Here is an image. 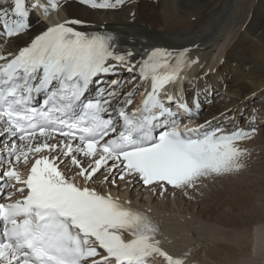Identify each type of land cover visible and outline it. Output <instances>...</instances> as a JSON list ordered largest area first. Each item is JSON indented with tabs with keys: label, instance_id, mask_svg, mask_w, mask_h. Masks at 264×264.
I'll list each match as a JSON object with an SVG mask.
<instances>
[{
	"label": "snow or ice",
	"instance_id": "1",
	"mask_svg": "<svg viewBox=\"0 0 264 264\" xmlns=\"http://www.w3.org/2000/svg\"><path fill=\"white\" fill-rule=\"evenodd\" d=\"M67 2L0 4V264H150L157 257L186 264V253L177 257L162 246L146 212L100 185H140L161 197L171 189L173 197L180 191L194 199L203 181L245 167L248 152L237 142L256 129L241 128L243 113L233 116L235 109L220 114L237 120L232 131L211 121L183 123L199 117L208 74L187 81L195 85L191 103L189 88L176 95L164 89L198 61L188 59L189 49L158 47L136 59L138 50L115 30L77 18L29 36L32 9L47 14ZM77 2L130 7L128 0ZM124 72L140 77L127 93L118 90ZM145 82L140 107L130 110Z\"/></svg>",
	"mask_w": 264,
	"mask_h": 264
},
{
	"label": "bare ground",
	"instance_id": "2",
	"mask_svg": "<svg viewBox=\"0 0 264 264\" xmlns=\"http://www.w3.org/2000/svg\"><path fill=\"white\" fill-rule=\"evenodd\" d=\"M60 2L64 4V0ZM128 5L101 10L68 0L66 7L53 14L60 22L77 18L95 27L107 25L122 44L138 50L136 59L158 47L177 52L189 49L188 59L198 61L182 71V80L207 73L206 93L219 96V102L205 105L200 121L229 109H235V115L245 114L241 126L255 127L253 122H245L253 115L259 117L257 122L262 120L264 102L257 99L264 98V0H128ZM32 22L29 36L44 27L34 13ZM128 75L123 74L126 82ZM125 83L119 91L126 92ZM199 83L205 89V80ZM232 93L234 99L225 102ZM238 143H249L245 149L250 154L259 153L264 149V124L256 127L252 138ZM254 162L244 160L245 167L239 172L203 181L206 186L191 200L180 191L173 197L169 189L161 197L148 188L124 183L119 190L107 185H100V190L130 201L132 207L161 223L158 238L162 246L177 257L186 253V264H264V180L256 179L258 170L247 176ZM21 171H26L23 165ZM101 179L97 178L98 184ZM153 259L163 264L162 259Z\"/></svg>",
	"mask_w": 264,
	"mask_h": 264
},
{
	"label": "rangeland",
	"instance_id": "3",
	"mask_svg": "<svg viewBox=\"0 0 264 264\" xmlns=\"http://www.w3.org/2000/svg\"><path fill=\"white\" fill-rule=\"evenodd\" d=\"M77 4H80V3H78L77 2ZM150 5H152L151 3H150ZM142 6V5H141ZM142 7H145L144 5L142 6ZM147 36V35H146ZM149 37V36H148ZM151 38V37H150ZM152 39H154V38H152ZM238 92V90H236V91H234V93H237ZM234 93H232V95L234 94ZM218 96L217 95V93L216 94H214L213 96ZM236 95H233V96H231V97H228V98H226L225 99V102H229V101H231L232 99H234V97H235ZM219 97V96H218ZM217 97V98H218ZM213 98H215V100H214V102L215 101H217V102H219V100H217L216 99V97H213ZM219 99H221V98H219ZM257 100H260L261 102H264V98L263 97H258V99ZM213 102V103H214ZM227 103H226V105H227ZM226 105H225V107H226ZM220 107V106H219ZM246 144V145H245ZM248 144L249 143H238V147H240V148H242V149H245V147H247L248 146ZM244 145V146H243ZM247 150V149H246ZM249 150H247V152H248ZM244 160H252L253 162L255 161L257 164H255V162L253 163V168L251 167L250 169L251 170H249V172H248V175L247 176H249V173L251 172V171H253L254 172V174H255V170H256V172H257V170L259 171V172H257V174H258V176L256 177V179L257 178H261L262 180H264L263 178H264V168L262 169V166L264 167V149H261L260 151H259V153H257L256 155L255 154H250L249 152H248V155L245 157V159ZM255 165V166H254ZM260 168H258V167ZM256 167V168H255ZM260 173H261V175H260ZM263 175V176H262ZM100 176H98L97 178H99ZM260 179V180H261ZM257 186H261V185H257ZM244 189H245V187H244ZM246 190V189H245ZM247 191V190H246ZM254 192V191H253Z\"/></svg>",
	"mask_w": 264,
	"mask_h": 264
},
{
	"label": "trees",
	"instance_id": "4",
	"mask_svg": "<svg viewBox=\"0 0 264 264\" xmlns=\"http://www.w3.org/2000/svg\"><path fill=\"white\" fill-rule=\"evenodd\" d=\"M214 112H217V110H216V111H214Z\"/></svg>",
	"mask_w": 264,
	"mask_h": 264
}]
</instances>
